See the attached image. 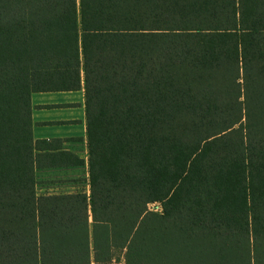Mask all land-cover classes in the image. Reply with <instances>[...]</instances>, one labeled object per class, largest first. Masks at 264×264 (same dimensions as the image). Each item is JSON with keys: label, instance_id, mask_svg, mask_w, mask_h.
<instances>
[{"label": "trees", "instance_id": "trees-1", "mask_svg": "<svg viewBox=\"0 0 264 264\" xmlns=\"http://www.w3.org/2000/svg\"><path fill=\"white\" fill-rule=\"evenodd\" d=\"M79 88L88 193L36 194L84 160L32 137L30 92ZM118 247L264 264V0H0V264Z\"/></svg>", "mask_w": 264, "mask_h": 264}, {"label": "crops", "instance_id": "crops-1", "mask_svg": "<svg viewBox=\"0 0 264 264\" xmlns=\"http://www.w3.org/2000/svg\"><path fill=\"white\" fill-rule=\"evenodd\" d=\"M30 121L31 135L34 139L59 138L61 149L70 150L84 160L82 164L37 168L35 172L62 170L77 173L86 168L87 146L82 88L31 91ZM54 179L69 182L73 178L56 177Z\"/></svg>", "mask_w": 264, "mask_h": 264}, {"label": "rangeland", "instance_id": "rangeland-1", "mask_svg": "<svg viewBox=\"0 0 264 264\" xmlns=\"http://www.w3.org/2000/svg\"><path fill=\"white\" fill-rule=\"evenodd\" d=\"M35 176L36 183L34 185V189L36 194L60 193L65 191H84L86 194L88 193L86 168L81 169L77 173L62 170H37L35 172ZM56 177H72L73 179L70 181L68 180L69 182H64V180L61 179H54ZM147 207L153 210H159L160 208L158 201L148 202ZM123 252V248H114L112 259L108 263L125 264L123 260ZM90 263L94 264L92 261Z\"/></svg>", "mask_w": 264, "mask_h": 264}, {"label": "built area", "instance_id": "built-area-1", "mask_svg": "<svg viewBox=\"0 0 264 264\" xmlns=\"http://www.w3.org/2000/svg\"><path fill=\"white\" fill-rule=\"evenodd\" d=\"M92 264V263H91ZM95 264V263H94ZM106 264H110V263H106Z\"/></svg>", "mask_w": 264, "mask_h": 264}]
</instances>
